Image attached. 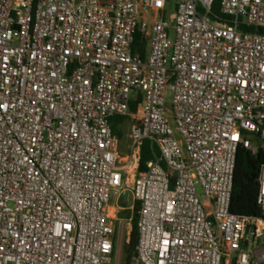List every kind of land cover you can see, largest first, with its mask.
Listing matches in <instances>:
<instances>
[{
    "label": "built area",
    "instance_id": "2783aa9c",
    "mask_svg": "<svg viewBox=\"0 0 264 264\" xmlns=\"http://www.w3.org/2000/svg\"><path fill=\"white\" fill-rule=\"evenodd\" d=\"M171 1L0 0V264H112L128 189L130 264H264V166L261 216L231 212L264 145V34L241 31L264 0Z\"/></svg>",
    "mask_w": 264,
    "mask_h": 264
},
{
    "label": "trees",
    "instance_id": "16d2710c",
    "mask_svg": "<svg viewBox=\"0 0 264 264\" xmlns=\"http://www.w3.org/2000/svg\"><path fill=\"white\" fill-rule=\"evenodd\" d=\"M221 0H214L212 13L216 16L220 15ZM243 32H257L264 34V29L255 30L253 28L242 27ZM147 43L139 35L134 45V54H138L142 59L146 57ZM131 110L136 112L137 103H131ZM126 119V118H125ZM123 119H115L112 123L113 132L122 137L119 130V124ZM156 149H152L150 142L146 141L142 147V155L140 161V172H144L147 164L155 159ZM264 166V145H261L256 153L239 147L236 155L234 181L231 199V212L241 217H260L261 211L257 200L259 195V178L262 167ZM138 211L139 204H135L134 217L132 221V229L125 246L124 264H130L132 257L135 255L138 245Z\"/></svg>",
    "mask_w": 264,
    "mask_h": 264
},
{
    "label": "rangeland",
    "instance_id": "374dc122",
    "mask_svg": "<svg viewBox=\"0 0 264 264\" xmlns=\"http://www.w3.org/2000/svg\"><path fill=\"white\" fill-rule=\"evenodd\" d=\"M175 6H176V0H172L168 4L167 11L170 14L175 13ZM170 101V98H169ZM131 123L127 122L124 124V127L122 128V144L121 149L122 152L125 153L130 146V138H129V129H130ZM259 142V141H258ZM119 205L123 206L125 210L118 213V218L120 219L117 223V235H116V251L114 255V260L112 264H124V257H125V246L126 242L129 238V233L132 229V221L131 219L134 217V209H135V203L132 197V190L128 189L123 196L121 197V200L119 201ZM111 206L115 207L116 203L114 201L111 202ZM134 206L133 211L129 210L128 208H131Z\"/></svg>",
    "mask_w": 264,
    "mask_h": 264
},
{
    "label": "crops",
    "instance_id": "0c3cea01",
    "mask_svg": "<svg viewBox=\"0 0 264 264\" xmlns=\"http://www.w3.org/2000/svg\"><path fill=\"white\" fill-rule=\"evenodd\" d=\"M129 236H130V233H129ZM129 239V238H128Z\"/></svg>",
    "mask_w": 264,
    "mask_h": 264
}]
</instances>
